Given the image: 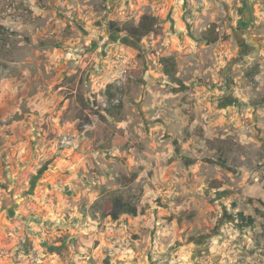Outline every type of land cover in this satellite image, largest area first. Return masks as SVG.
Here are the masks:
<instances>
[{"label": "rangeland", "instance_id": "obj_1", "mask_svg": "<svg viewBox=\"0 0 264 264\" xmlns=\"http://www.w3.org/2000/svg\"><path fill=\"white\" fill-rule=\"evenodd\" d=\"M259 200L264 0H0V264H264Z\"/></svg>", "mask_w": 264, "mask_h": 264}, {"label": "trees", "instance_id": "obj_2", "mask_svg": "<svg viewBox=\"0 0 264 264\" xmlns=\"http://www.w3.org/2000/svg\"><path fill=\"white\" fill-rule=\"evenodd\" d=\"M157 22H158L157 17L151 14H144L140 18L137 25L131 26L126 29L116 26L114 29L118 32H122L126 30L130 38H133L135 41L139 42L144 36L155 31ZM210 41L212 42L213 40ZM170 59H171L170 57L164 58V62H166V64L164 65V70L167 74H169L170 72V68L168 67V65L171 64ZM103 109L106 111H111L109 108H103ZM230 194H231L230 191L227 189L218 188L217 190V197L220 199L228 198ZM259 202L262 205V209L256 207L255 210L259 215H262L264 214V201L259 200ZM103 214L105 216H110L114 219H117L121 214H134V215L137 214V208L136 206L132 205L131 202H129L128 200H124L122 197L118 195V196H113L106 202L103 209ZM237 215L241 227L254 226L255 224L254 216L245 215L242 211L238 212Z\"/></svg>", "mask_w": 264, "mask_h": 264}, {"label": "built area", "instance_id": "obj_3", "mask_svg": "<svg viewBox=\"0 0 264 264\" xmlns=\"http://www.w3.org/2000/svg\"><path fill=\"white\" fill-rule=\"evenodd\" d=\"M113 101H114L113 104H115V105L119 103V99L118 98H115ZM104 106H107L106 103L104 104Z\"/></svg>", "mask_w": 264, "mask_h": 264}]
</instances>
